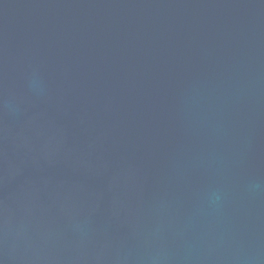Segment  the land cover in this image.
<instances>
[{
	"label": "water",
	"instance_id": "1",
	"mask_svg": "<svg viewBox=\"0 0 264 264\" xmlns=\"http://www.w3.org/2000/svg\"><path fill=\"white\" fill-rule=\"evenodd\" d=\"M0 264H264V0H0Z\"/></svg>",
	"mask_w": 264,
	"mask_h": 264
}]
</instances>
